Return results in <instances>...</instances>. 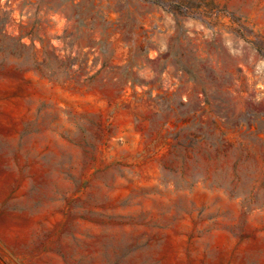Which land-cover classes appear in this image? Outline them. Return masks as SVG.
Segmentation results:
<instances>
[{
    "label": "rangeland",
    "instance_id": "rangeland-1",
    "mask_svg": "<svg viewBox=\"0 0 264 264\" xmlns=\"http://www.w3.org/2000/svg\"><path fill=\"white\" fill-rule=\"evenodd\" d=\"M0 264H264V0H0Z\"/></svg>",
    "mask_w": 264,
    "mask_h": 264
},
{
    "label": "bare ground",
    "instance_id": "bare-ground-1",
    "mask_svg": "<svg viewBox=\"0 0 264 264\" xmlns=\"http://www.w3.org/2000/svg\"><path fill=\"white\" fill-rule=\"evenodd\" d=\"M76 99H78V100H81V99H87V96H79V95H76ZM80 102V101H79ZM65 103V102H64ZM77 103V102H76ZM76 103H75V105H76ZM67 105V104H66ZM69 105H71V104H69ZM83 105V108L84 109H86V105H85V103H83L82 104ZM82 108V107H81Z\"/></svg>",
    "mask_w": 264,
    "mask_h": 264
}]
</instances>
